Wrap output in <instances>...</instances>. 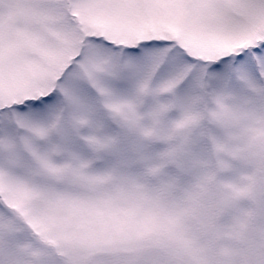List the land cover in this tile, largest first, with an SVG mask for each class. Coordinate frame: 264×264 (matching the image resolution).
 <instances>
[{"label": "snow or ice", "instance_id": "snow-or-ice-1", "mask_svg": "<svg viewBox=\"0 0 264 264\" xmlns=\"http://www.w3.org/2000/svg\"><path fill=\"white\" fill-rule=\"evenodd\" d=\"M0 264H264V0H0Z\"/></svg>", "mask_w": 264, "mask_h": 264}]
</instances>
